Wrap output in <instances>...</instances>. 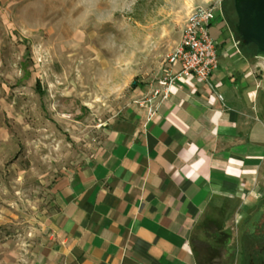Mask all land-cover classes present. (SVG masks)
Segmentation results:
<instances>
[{"label": "crops", "instance_id": "crops-1", "mask_svg": "<svg viewBox=\"0 0 264 264\" xmlns=\"http://www.w3.org/2000/svg\"><path fill=\"white\" fill-rule=\"evenodd\" d=\"M209 33V81L177 80L145 128L143 100L127 110L91 162L52 180L34 238L0 264H202V240L221 246L260 194L264 59L222 17Z\"/></svg>", "mask_w": 264, "mask_h": 264}, {"label": "rangeland", "instance_id": "rangeland-1", "mask_svg": "<svg viewBox=\"0 0 264 264\" xmlns=\"http://www.w3.org/2000/svg\"><path fill=\"white\" fill-rule=\"evenodd\" d=\"M222 1L0 0V254L23 253L52 180L91 162L156 85L189 9ZM258 180L264 189V168ZM229 240L234 260L202 240L200 262L259 264L240 259L238 227Z\"/></svg>", "mask_w": 264, "mask_h": 264}, {"label": "built area", "instance_id": "built-area-1", "mask_svg": "<svg viewBox=\"0 0 264 264\" xmlns=\"http://www.w3.org/2000/svg\"><path fill=\"white\" fill-rule=\"evenodd\" d=\"M220 6L197 5L189 9L178 43L166 56L161 77L139 105L144 107L143 127L156 114L177 80L195 78L208 82L218 64L217 41L209 33ZM176 66V69L173 67Z\"/></svg>", "mask_w": 264, "mask_h": 264}, {"label": "flooded vegetation", "instance_id": "flooded-vegetation-1", "mask_svg": "<svg viewBox=\"0 0 264 264\" xmlns=\"http://www.w3.org/2000/svg\"><path fill=\"white\" fill-rule=\"evenodd\" d=\"M220 9L223 12L222 8ZM238 227L244 239L242 241L244 250L239 254L240 259L264 264V189L262 187L255 203L247 209ZM231 254L234 260L238 252L230 248L226 256L229 258Z\"/></svg>", "mask_w": 264, "mask_h": 264}, {"label": "water", "instance_id": "water-1", "mask_svg": "<svg viewBox=\"0 0 264 264\" xmlns=\"http://www.w3.org/2000/svg\"><path fill=\"white\" fill-rule=\"evenodd\" d=\"M233 9L241 46L252 44L256 57L264 59V0H233Z\"/></svg>", "mask_w": 264, "mask_h": 264}, {"label": "trees", "instance_id": "trees-1", "mask_svg": "<svg viewBox=\"0 0 264 264\" xmlns=\"http://www.w3.org/2000/svg\"><path fill=\"white\" fill-rule=\"evenodd\" d=\"M226 0H223L221 3V8L223 10V13L226 17V20L230 23V26L234 27L235 23H236V15L233 9V0H230V3L227 4L225 2ZM251 46H253L252 44H249ZM254 48V46H253ZM264 111V108H263ZM226 235V234H225ZM229 242V234H227L226 236H223V238H219V243L221 244V248L224 249L225 253L227 254V251L230 249L226 246V244ZM231 257V261L233 260V255H230Z\"/></svg>", "mask_w": 264, "mask_h": 264}, {"label": "bare ground", "instance_id": "bare-ground-1", "mask_svg": "<svg viewBox=\"0 0 264 264\" xmlns=\"http://www.w3.org/2000/svg\"><path fill=\"white\" fill-rule=\"evenodd\" d=\"M97 57H98V60H99L98 64H103V62L100 61V57H101V51L100 50H98Z\"/></svg>", "mask_w": 264, "mask_h": 264}]
</instances>
